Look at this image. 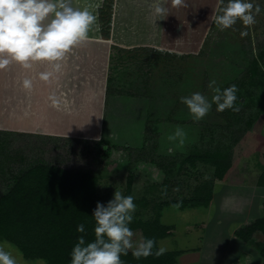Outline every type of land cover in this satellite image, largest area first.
<instances>
[{
  "label": "rangeland",
  "instance_id": "1",
  "mask_svg": "<svg viewBox=\"0 0 264 264\" xmlns=\"http://www.w3.org/2000/svg\"><path fill=\"white\" fill-rule=\"evenodd\" d=\"M80 2L83 5L84 0ZM252 2L262 9L254 25L245 27L238 21L233 28L221 31L211 20L218 0H204L200 6L195 0H185L186 6L180 7L169 4L168 21L154 17L151 8L144 4L137 6L135 19L125 17L123 14L129 9L126 0H103L99 29L90 32V39L66 56L59 72L46 63L34 64L30 69L12 63L0 70V135L4 139L9 133L10 151L25 160L12 162L10 171L17 172L33 160L70 170L99 171L98 198L104 205L113 199L115 191L127 196V180L134 173L130 194L136 204L133 216L141 214L145 219L154 217L156 204L190 198L195 187L214 180L213 167L187 164L179 175L165 182V176L155 165L144 162L132 169L129 163L134 165L139 157L156 156L155 153L167 156L189 152L199 133L205 136V131L218 127L226 130L229 123H235L229 109L218 112L215 104L207 116L197 120L181 98L200 92L211 101L216 87L223 91L249 82L242 51L253 48L257 55L259 46L264 44V0ZM110 4L112 15L108 11ZM102 11H107L105 21L110 17L109 31L102 24ZM197 12L200 14L195 16ZM241 32L247 34L242 37ZM133 43L156 47L122 48ZM103 49L109 53L104 71L97 64ZM80 51H84V56L77 55ZM92 53L94 59L88 56ZM79 61H84V67ZM45 71H53L47 82L39 79ZM111 75L118 90L109 98L107 86ZM28 77L33 81L30 91L22 87V81ZM213 80L215 85L209 87ZM53 93L60 100L58 107L49 100ZM252 109L248 113L255 112L256 107ZM247 121L248 117L230 129L241 135L242 142L241 146L235 145L237 160L228 179L215 180L216 201L208 208L182 210L171 206L162 212V224L173 226L174 230L160 240L158 248L164 247L166 252L184 251V261L179 260V264H262L259 252L249 253L248 249L256 251L263 235L256 234L251 246L235 237L236 230L263 214L264 206V188L256 185L264 165V118L255 120L249 128L248 139H258H252L250 147L244 144ZM178 127L185 135L169 139ZM103 137L113 144L108 157L99 154L96 147ZM235 140L236 137L234 143ZM4 152L0 159H6ZM165 187L167 194L162 195ZM134 233L136 244L143 237L138 231ZM0 245L16 256L18 264H41L42 260H26L3 239ZM195 250H202L200 260H195Z\"/></svg>",
  "mask_w": 264,
  "mask_h": 264
},
{
  "label": "trees",
  "instance_id": "2",
  "mask_svg": "<svg viewBox=\"0 0 264 264\" xmlns=\"http://www.w3.org/2000/svg\"><path fill=\"white\" fill-rule=\"evenodd\" d=\"M112 6V4L109 5L110 15H112ZM105 13L107 11H102L101 20L104 28L107 27L109 31L111 20L110 17L108 21L104 20ZM108 31L104 30L107 37H109ZM242 52L245 54L243 62H247L245 77L249 78V82L246 85L243 82L238 85L241 88L238 87L236 94V106L240 108V111L234 112L229 109V114L234 118L235 123H229L226 130L218 127L210 132L205 131V136L199 133L197 143L192 145L189 152L170 153L167 156L155 153L156 156L139 157L134 165L129 163L132 169L144 162L155 165L165 176V182L170 177L179 175L187 164L195 167L201 163L214 168V180L199 184L194 188L190 198L173 199L156 204L154 217L149 219L143 218L141 214L140 217L134 216L130 228L133 232H140L143 239L154 238L156 241L154 251L158 249L160 240L171 235L174 230L173 226L162 224L161 217L165 208L177 204L182 210L208 208L214 198L215 180L228 179L237 160L236 146L242 142L241 135L230 132L231 127L238 121L240 123L245 121L248 117L246 122L248 128L243 130L244 144L247 143L246 145L250 147L253 143L251 140L255 139L248 138L251 134L249 128L251 129L253 122L261 117L264 118V44L259 46L257 55L254 54L253 48H250L248 52ZM116 90L118 89L111 75L108 78V97H114ZM122 96L130 97L127 94ZM244 98L245 101H243ZM253 107H256L255 112L248 113L253 110ZM147 118L150 119V116L147 115ZM6 135L8 137L4 139L0 135V151L2 152L0 158L4 157V151H6V159H0V185L2 186L0 188V239L14 245L26 260H42L46 264H71V252L79 237L83 236L86 243L95 240V221L92 214L99 202L97 188L101 174L95 170H70L42 160H33L17 172L10 171L9 165L12 162L17 160L22 162L24 158H19V154L10 151L12 141L8 140L11 138L10 134ZM111 146H113L112 141L103 137L96 147L99 154L108 157ZM144 146L145 144L140 150ZM257 150L255 149L254 152ZM177 166H179L178 169L175 168ZM134 178V173L128 177L127 196L132 193ZM256 185L264 188V165ZM80 224L85 226L83 233L77 231ZM258 233L264 237V206L262 216L236 230L235 237L245 244L252 245ZM258 252L264 264V240L258 246ZM184 253V251H171L159 257L150 255L137 260L130 250L121 259L124 264H179V258Z\"/></svg>",
  "mask_w": 264,
  "mask_h": 264
},
{
  "label": "clouds",
  "instance_id": "3",
  "mask_svg": "<svg viewBox=\"0 0 264 264\" xmlns=\"http://www.w3.org/2000/svg\"><path fill=\"white\" fill-rule=\"evenodd\" d=\"M169 4L171 7L186 6L185 0H152L150 8L153 16L166 18L170 12ZM102 6L103 0H84L83 5L80 0H0V70L12 63L25 69L37 63H46L54 72H59L66 56L88 41L90 32L99 29V9ZM261 11V7L252 0H218L211 20L221 31L233 28L238 21L248 27L256 23L255 17ZM246 34L241 32L242 37ZM52 76L53 71H45L39 74V79L47 82ZM215 83L211 81L209 87ZM22 87L30 91L33 81L25 78ZM214 92L211 101L200 92L182 97L181 101L197 120L207 116L213 104L218 112L228 109L240 111L236 106V85L223 91L216 87ZM49 100L54 107L60 104L55 93L49 96ZM184 135L178 127L169 139ZM166 194L165 187L162 195ZM134 199L131 195L115 191L107 205L97 203L92 214L95 240L86 243L83 236L79 237L71 252V264H124L121 257L130 250L137 260L165 254L164 247L154 251V238H145L134 244L135 233L130 228L136 211ZM173 207H179V204ZM77 231L83 233L85 226L78 225ZM0 264H18L16 256L4 245H0ZM41 264L44 262L41 261Z\"/></svg>",
  "mask_w": 264,
  "mask_h": 264
},
{
  "label": "crops",
  "instance_id": "4",
  "mask_svg": "<svg viewBox=\"0 0 264 264\" xmlns=\"http://www.w3.org/2000/svg\"><path fill=\"white\" fill-rule=\"evenodd\" d=\"M145 1V3H142V4H140V1L139 0H126V3H125V5H127V7L129 8L128 9V11L126 12L125 11V13L123 14V15H125V17H128V15H129V17H132L133 16V19H135V16H136V10L138 9L137 8V6H139V5H145V6H147V7H150V5H151V1H147V0H144ZM118 2V1H117ZM204 2V0H195V3L196 4H199V6L202 4ZM116 8H114L115 10L114 11H116L115 12V14H117V12H118V5L117 6H115ZM134 7V8H133ZM196 9V8H195ZM135 13V14H134ZM198 14H200V13H195L194 15L195 16H198ZM115 17V16H114ZM156 17H158V16H156ZM197 19L196 20H199L198 19V17H196ZM168 18H166V21H168L167 20ZM165 28V27H164ZM166 29V28H165ZM135 45V47L134 48H138V47H140V48H155L156 46H149V45H137L136 43H133V44H130V47L128 48V47H122V46H120V45H118V46H120V47H122V48H124V49H133V46ZM126 46H129V45H126ZM132 46V47H131ZM175 51V50H174ZM84 54V51H80L77 55H83ZM108 55H109V53H108V49L107 50H102L101 51V54H100V57H98V58H100L101 60L97 63L98 64V68H99V70L100 69H103V71H104V67L106 66V64H107V58H108ZM84 56V55H83ZM88 56H90V57H92L93 59L95 58V56H93V53L91 54V55H88ZM94 61H96V59L94 60ZM80 63H81V65H83V67H84V61H79ZM83 74H84V69H83V72H82ZM24 77V76H23ZM23 79V78H22ZM27 79H31L30 77H28ZM32 80V79H31ZM34 80V83H35V78L33 79ZM83 82H84V80H83ZM62 93H64V90L62 91ZM216 190H215V193H214V198H213V200L214 201H216ZM260 216H262L261 214L260 215H257V216H255L256 218L255 219H257V218H259ZM213 222H214V219H213ZM220 227H222V226H220ZM218 230H220V228H218ZM242 242V241H241ZM249 246H251V245H249ZM256 251H253V250H251V249H248V252L249 253H255V254H257V252H258V249H255ZM201 251L202 250H199V251H194L195 252V255L194 256H197V257H195V260H200L201 258L199 257V255L201 254ZM198 252V253H197ZM184 254H186V253H184ZM184 254L182 255V256H184ZM180 257L179 258V260L182 262V261H184V257ZM258 264H260V262L258 263Z\"/></svg>",
  "mask_w": 264,
  "mask_h": 264
}]
</instances>
